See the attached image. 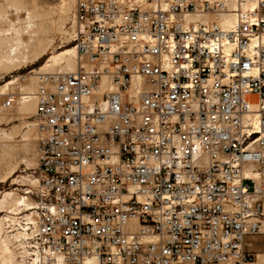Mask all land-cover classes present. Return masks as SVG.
Instances as JSON below:
<instances>
[{
    "label": "built area",
    "instance_id": "built-area-1",
    "mask_svg": "<svg viewBox=\"0 0 264 264\" xmlns=\"http://www.w3.org/2000/svg\"><path fill=\"white\" fill-rule=\"evenodd\" d=\"M263 35L264 0H76L78 68L4 101L36 102L24 264H264Z\"/></svg>",
    "mask_w": 264,
    "mask_h": 264
},
{
    "label": "rangeland",
    "instance_id": "rangeland-1",
    "mask_svg": "<svg viewBox=\"0 0 264 264\" xmlns=\"http://www.w3.org/2000/svg\"><path fill=\"white\" fill-rule=\"evenodd\" d=\"M34 1L41 9L49 11L51 16L57 17L64 11H67V14H65V17L61 20L63 31L61 30L62 32L59 31L57 33L54 43L42 58L34 62H24L16 69H0V199L5 192H13L24 194L25 197L27 196L30 200L35 202L36 195L34 189L38 180V127L36 116L34 114L31 118H23L18 115L21 102L18 101L15 105L6 107L4 106V101L13 93L22 94L21 92L23 91L16 89L17 87L15 86L23 80V77L37 76L40 72L59 70L57 69V64L48 60L52 55L65 50L67 47L75 45L72 38V25L76 0L74 2L70 0ZM27 2L28 0H21L20 2L18 0H0V15L8 12L10 16L16 20L15 4H25ZM7 23V18L5 16H0V29L4 28ZM66 30L69 31L66 32ZM47 62L50 65L47 66L46 69H41ZM12 80H15V83L10 87L4 88L5 85ZM249 99L252 102V106L255 107L257 105L258 96L253 93L249 96ZM11 115L13 117L10 118ZM30 129L34 130L35 135L26 134ZM3 151L9 152V154L6 153L4 160H2ZM20 207L22 213L18 214V216L29 211L25 210V204H22ZM0 215L3 217L4 222V231L2 235L5 236L9 234L10 236L14 233V230H12L13 227L10 228L8 224H13L14 222L8 221L7 216H12L13 214L8 212V210H4L0 212ZM10 239L11 246L16 252L17 264H24L21 260L20 249L16 245L17 243L14 241L13 235H11ZM260 240L264 242V236H262ZM2 262L0 250V264H3Z\"/></svg>",
    "mask_w": 264,
    "mask_h": 264
},
{
    "label": "bare ground",
    "instance_id": "bare-ground-1",
    "mask_svg": "<svg viewBox=\"0 0 264 264\" xmlns=\"http://www.w3.org/2000/svg\"><path fill=\"white\" fill-rule=\"evenodd\" d=\"M18 1L20 2L21 0ZM70 1L74 2L75 0ZM15 5L16 20H14L8 12L0 15L5 16L8 20L6 26L0 29V69L3 70L16 69L24 62H34L42 58L54 43L57 33L63 31L61 20L65 17V14H67V11H64L57 17L51 16L49 11L41 9L34 0H28L25 4L17 3ZM67 31L69 30H66V32ZM253 41L255 43L257 42V44H264V35L262 37H257ZM48 61L57 64V69H59V71H74L79 65L76 48L74 46L67 47L65 50L52 55ZM49 65L50 64L47 62L41 69H46ZM40 82L39 75L26 76L23 77V80L17 83L15 87L23 91L21 93H30L38 87L37 84H40ZM13 83H15V80L8 82L4 88L10 87ZM105 85H107V82H105ZM19 102H21V104L19 105L18 115L23 118H31L36 111V102L34 98L29 97L19 100ZM11 117L13 116L11 115L10 118ZM26 134L35 135V132L33 129H30ZM6 153L9 154V152L3 151L2 160L5 159ZM253 176L260 182V177L257 174ZM34 203L35 202L30 200L29 197H25L24 194L5 192L0 199V212L8 210V212L12 213V216H7V220L12 219V223L14 222L15 224H13L17 225L20 223L21 217L18 216V214L22 213V211H20V206L25 204V210L27 211L33 207ZM261 228L262 231H264V218L262 219ZM3 231L4 222L3 217L0 215V250L2 263L17 264L16 252L11 246V235L9 236V234H6L3 236ZM13 236L14 241L20 239L18 234H13ZM19 252L21 260L24 262L22 250L20 249Z\"/></svg>",
    "mask_w": 264,
    "mask_h": 264
},
{
    "label": "crops",
    "instance_id": "crops-1",
    "mask_svg": "<svg viewBox=\"0 0 264 264\" xmlns=\"http://www.w3.org/2000/svg\"><path fill=\"white\" fill-rule=\"evenodd\" d=\"M262 236L264 233L247 235L245 238V249L256 253L258 261H264V242L260 240Z\"/></svg>",
    "mask_w": 264,
    "mask_h": 264
}]
</instances>
